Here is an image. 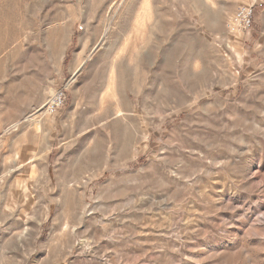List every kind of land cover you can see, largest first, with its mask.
Wrapping results in <instances>:
<instances>
[{
    "label": "rangeland",
    "instance_id": "1",
    "mask_svg": "<svg viewBox=\"0 0 264 264\" xmlns=\"http://www.w3.org/2000/svg\"><path fill=\"white\" fill-rule=\"evenodd\" d=\"M0 264H264V0H0Z\"/></svg>",
    "mask_w": 264,
    "mask_h": 264
},
{
    "label": "built area",
    "instance_id": "2",
    "mask_svg": "<svg viewBox=\"0 0 264 264\" xmlns=\"http://www.w3.org/2000/svg\"><path fill=\"white\" fill-rule=\"evenodd\" d=\"M252 23V6H242L234 12L229 30L230 32H247L252 27ZM65 94V88L56 90L46 101L43 110L50 115L55 114L63 106Z\"/></svg>",
    "mask_w": 264,
    "mask_h": 264
}]
</instances>
